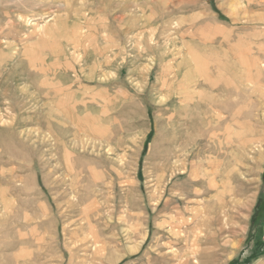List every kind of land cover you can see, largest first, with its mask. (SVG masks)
Masks as SVG:
<instances>
[{"label": "rangeland", "instance_id": "1", "mask_svg": "<svg viewBox=\"0 0 264 264\" xmlns=\"http://www.w3.org/2000/svg\"><path fill=\"white\" fill-rule=\"evenodd\" d=\"M0 264H264V0H0Z\"/></svg>", "mask_w": 264, "mask_h": 264}, {"label": "bare ground", "instance_id": "2", "mask_svg": "<svg viewBox=\"0 0 264 264\" xmlns=\"http://www.w3.org/2000/svg\"><path fill=\"white\" fill-rule=\"evenodd\" d=\"M48 5H49V4H48ZM47 8H48V6H47ZM42 10H43V9H42ZM42 10H41V11H42ZM6 33H7V32H6ZM3 35H4V34H3ZM11 45H12V44H11Z\"/></svg>", "mask_w": 264, "mask_h": 264}]
</instances>
